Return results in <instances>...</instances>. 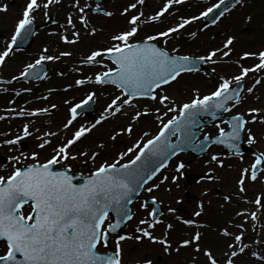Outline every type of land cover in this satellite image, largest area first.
I'll return each instance as SVG.
<instances>
[{"label": "snow or ice", "instance_id": "obj_1", "mask_svg": "<svg viewBox=\"0 0 264 264\" xmlns=\"http://www.w3.org/2000/svg\"><path fill=\"white\" fill-rule=\"evenodd\" d=\"M185 3L186 0H162L157 10L146 15L142 10L148 6L146 0H130L119 13L124 18V27L115 30L106 45L89 49L79 61L81 65L96 70L75 79L64 89L97 85L103 91L90 90L75 103L64 100L68 108L62 129L42 130L34 126V120H30L23 123L16 134L0 133L5 137L0 139V147L7 149L4 157L7 163H0V172H3L0 174V264H124L123 242L126 240H135L141 246L147 240L152 245H160L162 252L169 256L191 248L206 258V264H238L242 257H248L254 264H264V225H259L260 230L257 227L264 216V190L252 198L246 195L249 183L264 185V151L252 152L251 163L239 170L235 191L222 196L225 204H233L235 197L252 207H238L234 216L216 229L217 234L224 238L220 257L211 246H202L204 232L201 229L207 230L211 225L198 219L175 215L176 222L191 231L178 240L170 239L175 224L166 223L161 218L163 214L159 206L163 201L156 195H149L139 203V209L146 216L138 219L135 234L118 231L136 216L130 205L134 195L141 190L152 194L161 188L166 193L172 192L173 186L180 189V181L188 165L177 160L171 174H165L164 170L185 148L192 147L204 153L213 144L223 145L243 160L241 140L246 139L248 145H254L264 138L258 137L249 126H264V94L256 95L258 90L264 89V76L260 75L264 73V45L254 50H242L234 61L232 57L238 40L235 34L225 35L219 46L195 57L179 54L177 47H172L170 52L167 47L169 41L181 35L187 26L210 15L211 23L217 24L232 9L237 6L243 8L245 0H217L198 15H180L174 23L140 36L144 26L163 23L166 14L174 16L172 9ZM61 4L62 0H25L10 39L0 49V67L7 63L17 43L33 34L36 13L42 12L45 21L57 25L61 30L59 39L67 45L83 42L77 21L88 35H97L98 29L92 26L90 12L107 18L116 15L103 7L100 0H94V7L87 0H70L72 11L67 12L65 23L61 24L50 11L53 6ZM7 10L6 4L0 5V12ZM252 22L253 16L248 15L246 23ZM208 27L207 23L204 24L201 31ZM49 34L57 33L53 30ZM188 35L195 39L198 33L191 31ZM72 55L71 50L50 52L48 47H44L38 58L26 64L19 75H13L7 81L0 79V83L11 84L29 77L45 79L47 73L43 65L46 62L60 61ZM249 59L252 64L245 66L241 63ZM229 61L238 72L221 75L216 67H212L204 75L209 78L215 76L216 82L206 94L193 86L188 100L180 102L169 92V87L179 83L185 74L199 72V65ZM74 71L81 72V68H74ZM57 74L65 75L64 72ZM249 74H252L251 83L246 84ZM0 91L8 92L9 89ZM23 91L31 93L32 88H24ZM54 91L49 88L48 95L37 96L36 99L47 101ZM244 93L250 94L254 102L240 111L237 109L249 99ZM15 94L19 96L21 93ZM101 96H106L108 102L99 116L93 122L77 126L81 110L87 109ZM57 107L52 103L50 107L9 108L7 111L13 117H39L50 116V109ZM222 113L229 116L215 124L218 134L213 137L205 132L200 140L193 129H202L209 122L202 117L217 120ZM118 115L127 117L128 122L112 131L111 141H116L121 135L131 138L135 126L146 117H151L159 127L155 134L142 132L131 146L110 160L98 161L101 150L106 147L104 142L96 144L94 150L81 148L73 151L98 125ZM5 119L0 115V120ZM48 123L51 125L52 122ZM221 124L227 125V130ZM26 139L33 140L34 145L23 150L27 148L23 145ZM204 164L224 167V161L216 153L210 154ZM77 165L87 168V173L80 172L78 177L74 171ZM215 171L216 168L207 167L200 179L218 180ZM181 202L182 198L175 200L176 204ZM167 211L175 214L177 209L169 206ZM204 212L203 202H198L192 217H202ZM110 213L115 216L111 217ZM158 225H164L165 229L160 235L155 234ZM191 260L192 264H197L196 256ZM136 264H153V260L145 254Z\"/></svg>", "mask_w": 264, "mask_h": 264}, {"label": "bare ground", "instance_id": "obj_2", "mask_svg": "<svg viewBox=\"0 0 264 264\" xmlns=\"http://www.w3.org/2000/svg\"><path fill=\"white\" fill-rule=\"evenodd\" d=\"M0 1H4V3L6 2L7 4L10 5L6 12H0V30L4 34V31L6 32L8 24H10V22L18 15L19 3L21 0H0ZM147 1L148 0H146V4L148 6L142 9L145 11L146 15L151 14L150 13L152 9L151 6L154 0H149L148 3ZM128 2H130V0H105L103 7H105L107 10H111L116 13V15L113 18L94 17L89 13L92 26L98 29V33L95 36H90L87 34L85 30L80 29L79 22L77 21V29L81 31V36H82V41H83L81 43H78L76 45L64 44L59 39V32L61 30L57 27V25H53L55 27V29L53 27V30H55L57 33L56 35H50L49 33L52 32L50 31L51 29L49 30L48 27L41 26L37 36L35 37L33 41L32 46L28 49V51L11 55V57L7 60L6 64H8L11 68H14L15 65L13 66V64H18L30 58L33 59V57L38 58L39 54L41 53L44 47H48L50 49V52H57L60 50H71L73 52V55L71 57H63L61 58L60 61L45 63L46 67L48 68V79L46 80L45 83H51L52 86H54L52 87V89L59 87L58 94H55V95L53 94L49 96V99L47 101L37 100L36 99L37 96H44V94L41 91H39L37 88H32V92L29 93L30 96L26 97L28 99V102L29 100H32L33 98L34 99L33 101H35L36 103L34 105L37 107H45V106L50 107L52 103H55L58 105V107L54 109L55 111L50 116L46 117L48 121L47 122H44V120L41 121L40 119L43 118V116L30 117V118H27V117L16 118L15 117L13 118V120L9 118L7 121L9 122L10 127L6 129L5 131L0 130L1 131L0 133L16 134L18 133L17 131L19 130V127L22 126L23 123L29 122L30 120H34L35 121L34 126L40 127L42 128V130H45L44 128H51V130L53 131H56L57 129H62V124L65 121V118L67 116V109L63 107L62 103L64 102V100L69 98L67 96L71 97V96H74L75 94H80L86 89H88L87 91H90V90H97L98 92L103 91V89H101L100 86H97V85H84L80 89L75 88L69 93H62L61 84L66 82L65 75L74 72V68H77V66H79L82 69L81 74L83 75H88L91 73V71L96 70L89 66L81 65L79 61L82 59L84 55L88 53L89 49L95 46H99V45H106L109 42L111 34L115 30L124 27V23H125L124 18L121 17L119 13L122 10L123 6H125ZM69 4H70V0H62L61 5L53 6L50 9L51 15L53 16V18L59 21V23L61 24L65 23V16H66L65 11L66 12L72 11V9L69 7ZM197 4L198 2L192 1L187 4L176 5L175 8L178 9V11L176 10L177 11L176 13L181 14L183 13V11L191 10L195 8ZM258 6L264 12V2H262L261 4L260 2H258ZM35 15H36L37 21L42 20L43 18L42 12L36 13ZM174 18L175 17L166 16L163 18V23H157L155 25L144 26L143 31L140 32V36H144L145 34L154 33V31H157L163 26L170 24L174 20ZM194 23H197V22H194ZM197 33L198 35L195 39L190 38L189 35H186V36L179 35L177 38L171 39L167 45L169 51L171 52L172 47H177L180 51L186 47H191V45L198 44L199 42L202 41L200 37V34L202 33L201 31H198ZM3 38H4V35L0 36V49L4 47L2 44ZM7 42L8 41H6V43ZM160 46H163V45H160ZM235 56L237 57V53L233 55L232 59H235ZM248 61H252V60L249 59L246 62ZM59 72H64L65 75L63 76L58 75L57 73ZM6 75H8L7 71L5 72V70H3L2 67H0V79H2V77ZM191 79L192 77H183V79H181L179 83H174L172 86L169 87V92L174 96L175 99H178V97L180 96L179 94H177V91H180L183 85L192 81ZM17 85H18L17 82H12L11 84H7L4 87H0V89H3V88L9 89L8 92L0 91L3 93V95H0V115L8 114L10 116L11 113L7 111V109H9L8 107L17 108L19 104L18 99L16 97L15 98L9 97L10 95H8L9 93L20 92L22 90V89H19ZM189 85L190 84L185 85L186 91H188ZM244 94L249 96L248 103L242 105L237 110L242 111L246 109L249 104H253L254 102L250 94H247V93H244ZM262 94H264V91L260 89L259 95H262ZM5 98L11 99L12 101H14V103H10V105L8 106L7 104L3 105L2 103H6L9 101V100L8 101L5 100ZM107 102H108V99L106 96L99 97L98 100L93 104L94 109L91 115L88 114V116H80L77 121V126L79 123L93 122L99 116V113L103 110V107L106 106ZM31 105L32 104L30 103H24V105L21 107L31 109L32 108ZM49 121L52 122L51 125H49L48 123ZM124 121L128 122V118L118 115L117 117H112L109 120L103 122L101 125H98L97 128L94 129L90 134H88L85 139H83L80 143H78L76 147L73 149V151H76L81 148L87 151L88 148L90 147L95 148L96 144L100 142H104L106 144V147L103 150H101V153L105 155L110 154L112 156H115L119 151H122L121 146H123V143H125L126 141L132 142L133 138L135 137L138 138L142 134V132L150 130V127L152 128L155 123V121L151 117H146L135 126L134 133L131 138L121 135L120 137L117 138L116 141H111L109 139V136L111 133L108 132V130L114 127V125H118ZM249 126L252 127L253 132L257 134L258 137H264L263 132L257 133L254 130L255 125H249ZM260 127H261V130L264 131V126H260ZM4 138L5 137L0 136V139H4ZM60 138H62V136L58 138H54V139H60ZM244 141L246 142V139H244ZM23 145L27 146V148H24L23 150H27L28 148L33 147L34 142L31 139H26L23 142ZM249 146L253 147V151H264V138H261L259 143L254 144V145H249ZM6 154H7V149L0 147V163H7V161L4 159ZM46 154L47 153H45V155ZM210 154L211 152H208L199 161L191 160L188 156H185V155H178L177 157H174L169 162L166 172L168 174L172 173V169L174 168L177 160H183L186 164H188V167H186L185 169V173H186L185 177L188 175L191 176L193 174H200L206 171L207 167H212V165L206 166L204 164V161L209 159ZM249 159L252 160L251 154L247 156H243V160H240L239 158L234 157V156H228L227 157V168L229 170H227L226 172L224 171V173L222 174H219L220 177L216 175V171H215V175L219 177V179L216 181L218 182L216 183L218 185L212 184L211 186H209L208 183L201 182L200 184H195L193 186H188V185L181 186L180 189H176L173 186V191L170 193H166L163 190V188H161L160 190L152 194H149L143 191V195L144 196H148V195L158 196L163 201L162 206H165L167 208L169 206L175 207L177 209L176 215L178 216H182L183 218H194V219L200 220L201 222L210 224L211 227L209 229L207 230L201 229V231L204 232L202 246H211L214 249L215 253L219 254L218 246L219 245L221 247L224 246V239L218 238L219 235L217 234L216 229L219 226L224 225L226 220L234 216L233 212L235 208L236 210L238 209V206L237 207L232 206L234 203L231 205H228V204H225L224 201H220V200H223L222 196L224 194L235 191V183L233 181V176L239 174V170L242 167H246L245 163ZM229 165H231L232 167L229 168L228 167ZM200 187H203V188L200 190L199 189ZM206 187H209V191H207V193L205 194V190L208 189ZM222 187H223V190H221ZM195 190L198 191L197 193L201 192L202 196L198 197V199H196V197L193 196V197H190L189 200L182 199V202L180 204L175 203V200L177 198H180L176 195L183 194L186 192H190L194 194L196 192ZM261 190H264V185L256 184L255 186H253L251 183H249L248 192L246 195L250 198L255 193ZM215 199H216V202L214 203L213 200ZM201 201L203 202L205 206L204 215L199 218L192 217V212L190 210L192 205L195 204L197 206V203ZM239 202H237V205ZM222 204L224 205L223 208H221ZM132 211L136 213V216L133 218V220H134V224H137L138 219L141 218L140 210L138 207H134V208L132 207ZM188 231L189 229L186 226H183L182 224H175V228L172 230L171 235L174 238H176L177 237L176 233L178 232L180 234L179 236L183 237L188 233ZM249 235H251V233H249ZM133 242L135 244H138V242L135 240H133ZM186 250H191V248L182 249L180 253V259L183 263L188 262L189 256L192 254H195V256L197 257V260L199 259V264H206V261L204 262V257L202 254H196L192 250H191L192 253H188ZM220 250H224V248H221ZM243 259L245 260L246 264H254V261H251L248 257H245ZM162 264H165L164 261H162ZM166 264H170V262L168 261Z\"/></svg>", "mask_w": 264, "mask_h": 264}, {"label": "rangeland", "instance_id": "obj_3", "mask_svg": "<svg viewBox=\"0 0 264 264\" xmlns=\"http://www.w3.org/2000/svg\"><path fill=\"white\" fill-rule=\"evenodd\" d=\"M148 1H147V3H148ZM192 1L198 2V4L195 6V8H193L191 10L183 11V13L178 14V13H176L177 9L175 7H174L175 9H172V12L175 15L174 16H170V17H175V18H174V20L171 23H174L175 19L178 18L180 15H184V16H188V15H192V14H197L198 15L199 12L201 10H203V8L208 7L211 4L217 2V0H186L185 4H187L189 2H192ZM87 2L92 4L93 7L95 6L94 0H87ZM104 2H105V0H100V3L102 4V6L104 5ZM258 2H260V4H261L262 2H264V0H245V6L243 8L237 6L236 8L232 9L230 13H227L225 15V17L221 18V20L217 24H211V25H209V27L207 29H204L203 31H201V29L203 28V25H204L203 18L201 20H199V21H196L197 23H193V24L187 26L186 29L182 30V34L181 35L186 36L191 31H197V32L201 31L202 34H200V37H201L202 41L199 42L196 45H191V47H186V48L180 50L179 54H181V55H185L186 54V55H190V56H193V57L206 54V51L209 48L214 47V46H219L221 44V41L224 39V36L227 35V34H235L238 37V40H237L236 45H235V49H236L235 53H237V56L240 55L242 50H248V49H253L254 50V49L264 45V12L259 8ZM3 4H6L8 7L10 6L6 2L4 3V1H0V5H3ZM161 4H162V0H154V2L152 3V6H151L152 9H151L150 13L152 14L154 10H157L161 6ZM24 5H25V0H21L20 3H19L18 15L10 22V24H8L6 32L4 31V34L0 30V36L4 35L3 43H2L3 46H5L6 41H8L10 39V36H11L13 30H14V26H15L16 20L19 18L20 14L22 13ZM66 14H67V12L65 11V15ZM90 14L92 16H94V17L105 18L102 14H97V13H92V12H90ZM248 15H252L253 16V22L252 23H246V17ZM166 16H169V15L166 14L165 17ZM34 24L38 28L37 34H38L39 29H40L41 26L48 27L49 30L51 29L50 31H53V27H54L53 25L54 24H52L49 21H45L44 18H42L41 21L40 20L37 21L35 19ZM79 26H80L79 27L80 29L84 30L80 24H79ZM165 26H167V25H165ZM165 26H163V27H165ZM54 29H55V27H54ZM37 34H36V36H37ZM213 37H214V39H213ZM32 44H31V46H32ZM28 49H25L23 51H14L13 54L26 52V51H28ZM36 58L37 57H33V59L30 58V59L22 61V62H20L18 64H13V66L15 65L14 68H11L8 64H5L2 67V69L5 70V72L7 71L8 75L2 77V80H4V81L11 80V77L13 75H19V72L23 70L24 66L26 64H28V63H33ZM235 59H236V56H235ZM235 59H232V61H234ZM241 63H244L245 66H247V65L252 64L253 61H248V62L242 61ZM212 67H216L217 73L221 74V75H231V74H236L238 72L237 67L231 61H229V62H221L218 65L203 64V67L200 69L199 72L192 73V74H185L184 75V77H192V79H191L192 81H190V82L185 84V85L190 84L188 91H186L185 85L182 86V89L180 91H177V94H179L180 96L176 100L180 101V102H186L188 100V98L190 97V95H191V89H192L193 86L199 87L202 94H206L208 91L212 90V88H213V86H214V84L216 82V77L213 76V77L209 78V77H206L204 75V73L209 72ZM77 68H80V67L77 66ZM81 71H82V69H81ZM92 72H94V71H91L90 74H92ZM69 74L65 75L66 82L61 84L62 93H69L72 90H74L75 88L76 89H80L82 87V86L78 87V88L74 87L72 89H68L67 91H65L64 89H65V86L67 84H70L71 82L74 83L75 79H79V78H82L84 76L83 74H81V72H76V71H74L72 73H69ZM261 76H264V73H262ZM251 78H252V74H249V78L246 80V84H250L251 83ZM47 79H48V72H47V78L39 80V81H36V82L23 83L20 80L12 81V82H17L18 83L17 87L19 89H22L20 91L21 94L19 96H17L15 94L16 92H12V93L8 94V95H10L9 97H12V98L16 97L18 99L19 104H18L16 109L19 110V108L21 106H23L24 103H26V101H28V99L26 97L30 96L29 92H24L23 91L24 88H37L39 91H41L44 94V96L48 95V89L52 88L54 86H52L51 83H45ZM6 85H7V83H0V87H4ZM58 88L59 87L54 88L55 91L52 93V95L53 94L55 95V94L59 93V89ZM87 90L88 89L84 90L80 94H75L74 96H71V97L67 96V97H69L68 100H72L74 103L78 102L88 92ZM262 90L264 91V89H262ZM259 94H260V90H258L256 92V95H259ZM0 95H3V93L0 92ZM5 95H7V94H5ZM5 100H7V101L9 100V101L6 102V103H2V104L3 105L7 104V106L10 105V101H12V100L9 99V98H5ZM33 100L34 99L32 98V100H29V102H30V104H32L31 107L35 108L37 106L34 105L36 103ZM62 105H63V107L65 109L68 108V105H66L64 102L62 103ZM251 105L252 104H249L247 107H249ZM8 108H12V107H8ZM93 109H94L93 104H91V111L89 113H82L81 116H88V114L91 115V113L93 112ZM50 111H51V113H53L55 110L51 109ZM4 116L6 117V119L5 120H0V130L1 131L2 130L5 131L6 129H8L10 127V124L7 121L9 118L12 119V120H13V118H15V117L11 116V114H10V116L8 114H5ZM228 116H229L228 113H223L221 119H227ZM46 117L47 116H43V118H41L40 120L41 121L44 120V122H47L48 119ZM16 118H18V117H16ZM27 118H30V117H27ZM218 120H216L213 124L206 125V126H204L202 128V130L200 131V137H199L200 140L203 139V134L205 132L209 133L213 137L216 134H218V130L215 127V124L218 122ZM125 123H127V122L124 121V122H122V123H120L118 125H114V127L109 129L108 132L112 133V131L114 129L118 128V126H120V125H124ZM260 126L261 125H255V129L254 130L257 133H262V132L264 133V131L261 130ZM21 127L22 126L19 127V130H20ZM158 127H159L158 124L154 123L153 127L152 128L150 127V130H148L149 133L150 134H155V132L158 130ZM221 127H225V129L227 130V125L221 124ZM44 129L47 130L49 128H44ZM207 129H209V130H207ZM19 130L17 132H19ZM135 139H137V137L133 138L132 142L126 141L125 143H123V146H121L122 150H126V147L131 146V144L135 141ZM241 148H246L247 149L245 152L242 153L243 156L250 155L253 152V147H250L247 144V142L244 141V139L241 140ZM94 149H95L94 147H90V148L87 149V151L94 150ZM208 152H211V154L212 153L218 154L219 157L224 161V167L223 168H220V167H218V166H216L214 164L212 165V167L216 168V175L219 176V174H222V173H224V171L226 172L227 170H229L227 168V157L228 156H234V155L232 153H228V152L227 153H223V147H221V146H217V145L210 146L201 156H195V155H193V154H191L189 152L188 153H181L179 155H185V156H188L191 160L199 161ZM112 157L113 156L110 155V154H106L105 155V154L101 153V156L98 157V161L101 160V159H104V158H108L110 160ZM250 163H251V160L250 159L247 160L246 163H245L246 167ZM186 165H188V164H186ZM74 171L77 174H79L80 172L87 173L88 169L83 167L82 165H77L75 167ZM164 172H165V174H168L166 172V170H164ZM204 172H202L200 174H193L191 176H189V175L186 176V177L184 176L183 179L180 181V185L181 186H185V185L193 186L195 184H200L201 182L208 183L209 186H211L212 184L213 185H218V184H216V183H218V182H216L217 180L202 181L200 179V177L203 175ZM0 174H3V172H0ZM169 174H171V173H169ZM214 175H215V173H214ZM237 176H238V174L233 176L234 183H235V180H236ZM202 188L203 187H200L199 189L201 190ZM206 188H208L206 190L209 191V187H206ZM221 190H223V187L221 188ZM195 191L196 192L194 194L190 193V192H186V193H183V194H179V195L175 194V195L180 197V198H182V199H187V200H189L190 197H193V196H195L196 199H198V197L202 196L201 192L197 193L198 191L197 190H195ZM148 196H144L143 195V191H142L141 195L138 197V199L131 206V209H132V207L133 208L134 207H138L139 208V203L145 197H148ZM252 197H250V198H252ZM220 201H223V200H220ZM195 202H196V200H195ZM213 202L215 203L216 199L213 200ZM237 202H239V201H237L236 198L234 197V202H233L234 204L232 206L233 207H237L238 206L239 208L248 207L250 209L252 207L251 205L246 204L242 200L238 203V205H237ZM160 207L162 209V214H163L161 218L164 219L166 223L167 222H172L174 224H180V223L176 222V220L174 218L176 213L175 214L168 213L167 207L162 206V204L160 205ZM195 208H196V205L193 204L191 209H190L191 212H193L195 210ZM235 210H236V208L234 209V212H235ZM234 212H233V214H234ZM140 216H141V218H144L146 216V213H144L143 210H140ZM259 225H264V216H262L260 221L258 222V225H257L258 230H260ZM135 227H136V224H134V220L128 221V223L121 230V232L122 233L123 232H127V233L135 234V232H134ZM164 230H165L164 229V225H158L157 228H156V233L155 234L160 235ZM190 231L191 230L189 229L188 233H190ZM179 235L180 234L178 232L176 233V236H177L176 238H174L172 235H170V239H172L173 241L178 240L179 238H181V236H179ZM218 238L224 239L223 237H220V236H218ZM113 240H114V236H113ZM142 243H143V246H141L140 243L135 244L133 242V240H126L125 242H123L124 264H134V263H136V261L138 259H142L145 254H147L153 260V264H162V261H164L165 264L168 261L170 262V264H174V263L175 264H192L191 257L195 256V254L190 255L189 258H188L189 259L188 262L183 263L181 261V259H180V253H181L182 249H181V251H180V253L178 255L173 253V255L169 256V255H166V254H164L162 252L160 245H152L147 240H144ZM174 246H175V244H174ZM221 248H224V246L223 247H221L220 245L218 246L219 254H216L217 257H220L222 255L223 250H220ZM186 251L188 253H192L191 250H186ZM243 258H245V257H242L241 260L238 262V264H246V262H245V260ZM205 261H206V258L204 257V262ZM197 262L199 264V259L197 260Z\"/></svg>", "mask_w": 264, "mask_h": 264}, {"label": "water", "instance_id": "obj_4", "mask_svg": "<svg viewBox=\"0 0 264 264\" xmlns=\"http://www.w3.org/2000/svg\"><path fill=\"white\" fill-rule=\"evenodd\" d=\"M221 10H222V9H221ZM216 14H218V13H214V15H216ZM211 21H212V16H211V15H210L207 19H205V22H206L207 24H210ZM32 33H34V28H33V26H32ZM32 35H33V34H32ZM32 35H29V36L27 37V39L24 40L23 42H18L17 45L15 46V48H25V47H27V46L29 45V43L31 42ZM43 68H44V67H43ZM44 69H45V68H44ZM37 70L39 71V68H38ZM30 78H33V77H29L28 79H30ZM23 80H25V79H23ZM209 118H210L209 122L214 121V120H212L211 117H209ZM209 122H208V123H209ZM188 150H191V152H193V153L196 154V155L201 154V152H200L198 149H194V148H192V147L185 148L184 151H188ZM225 150H226V151H229V152L231 151V150L228 149L227 147L225 148ZM74 182H75V181H74ZM138 194H139V193H138ZM138 194L134 195L133 200H135V198L137 197ZM113 215L115 216L114 213H113Z\"/></svg>", "mask_w": 264, "mask_h": 264}]
</instances>
